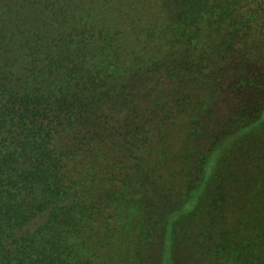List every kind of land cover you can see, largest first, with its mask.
<instances>
[{"label": "trees", "instance_id": "16d2710c", "mask_svg": "<svg viewBox=\"0 0 264 264\" xmlns=\"http://www.w3.org/2000/svg\"><path fill=\"white\" fill-rule=\"evenodd\" d=\"M260 88L264 0H0V264H166L168 197L221 220L201 264H264V147L190 169Z\"/></svg>", "mask_w": 264, "mask_h": 264}, {"label": "rangeland", "instance_id": "374dc122", "mask_svg": "<svg viewBox=\"0 0 264 264\" xmlns=\"http://www.w3.org/2000/svg\"><path fill=\"white\" fill-rule=\"evenodd\" d=\"M248 91L249 95L246 96V94H244V96L249 97L251 101L261 102L263 107L264 89H248ZM241 94L242 92L240 93V95ZM236 101L237 99H235V102ZM202 106V104L198 105L195 112L196 115H199L201 121L205 120V118H209V116L205 117L207 112L205 111V109H203ZM237 113L238 111L235 110H231L230 112L226 113L225 117H222L219 119V121H217V124L215 127H213L212 131L207 129L205 135L201 138L202 142L199 143V146L196 144V146L190 148L191 153L195 154L194 157L193 155H191V170H193L194 172L196 171V161L198 160V154H202L206 147L209 146V136L212 137L215 135H222L220 139V147H264V133L261 134V132L264 131V108L263 113L259 112L255 114V112H253L252 114H249L250 116L241 115L242 110H239V113ZM216 116L218 115H215L213 118H215ZM232 120H234V122ZM230 121L232 123H230ZM246 124H255L261 126V130L256 129L252 131L249 130L248 132H242L240 128ZM243 141L246 142L243 143ZM174 156L175 153L173 151L171 153H168V162H173L171 158ZM224 169L226 170L227 167H224ZM205 185L206 184L204 183V188ZM210 186L211 184H209L208 182L207 189H209ZM168 193L172 196H175L177 194V192L173 190V188H170ZM205 202H207V200L204 196L200 200L198 208ZM161 204V207L163 209H165L167 212H170V224L168 225L170 226V228L165 230L163 227H160L156 230V232H154V242H152L150 246L145 250L147 257H149L150 255L154 256V259H151L150 257V262H152L153 260L154 263L156 260V263H159V261L162 260V257H164L168 260L166 264H201L202 259L205 257H201V255L198 256L197 253L196 255H194V249L203 252L207 250L209 246L212 247V244L215 242L214 234H208L211 237L213 235V238H207V231H211L203 230V227H208L211 229L215 228L212 233L218 232V230L221 229V220L219 219L217 222H215V225L208 222L207 224H203L202 227L199 221L193 220L192 214L197 209H195V207L194 209L192 208V201H188V199L180 200L168 197L166 198L165 203ZM204 219L205 216L203 217V220Z\"/></svg>", "mask_w": 264, "mask_h": 264}]
</instances>
